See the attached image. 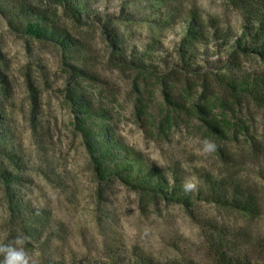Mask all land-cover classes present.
I'll return each instance as SVG.
<instances>
[{
    "label": "rangeland",
    "instance_id": "rangeland-1",
    "mask_svg": "<svg viewBox=\"0 0 264 264\" xmlns=\"http://www.w3.org/2000/svg\"><path fill=\"white\" fill-rule=\"evenodd\" d=\"M71 3L80 12L77 20L58 0H0V244L25 238L30 264L50 258L120 264L135 248L160 264L175 258L206 264L209 231L203 225L247 221L202 201L191 216L116 178L101 179L79 130V101L91 103L114 137L146 161L168 175L180 169L194 177L196 191L200 173L209 172L256 186L264 201V108L225 84L264 73V60L255 53L233 57V42L223 40L185 46L186 29L176 16L197 11L234 39L242 32L240 13L228 0ZM38 12L66 31L72 50L25 32ZM104 25L118 30L121 54ZM183 49L187 65L176 62ZM121 57L139 66H121ZM199 106L231 127L226 140L210 132ZM204 140L215 144L214 152L202 151ZM16 205L23 213L38 211V224L18 218L11 211ZM250 225L264 235V216Z\"/></svg>",
    "mask_w": 264,
    "mask_h": 264
},
{
    "label": "trees",
    "instance_id": "trees-1",
    "mask_svg": "<svg viewBox=\"0 0 264 264\" xmlns=\"http://www.w3.org/2000/svg\"><path fill=\"white\" fill-rule=\"evenodd\" d=\"M240 13L242 19V32L238 37L222 34L214 19H205L192 13H179L177 17L184 24L186 32L184 36L185 46L196 48L209 42L223 40L226 44H233L231 56H248L251 53L258 54L264 60V0H228ZM65 4L67 15L77 20L79 11L71 0H58ZM54 16H57L55 14ZM96 16H89V19ZM98 17V16H97ZM175 20V17H172ZM107 38L112 47L122 53L118 30L110 25H104ZM226 31V30H225ZM224 31V32H225ZM25 32L39 40L58 42L65 51H70L75 46L73 39L66 31L55 25V21L44 13H37V20L27 21ZM123 56V55H121ZM187 53L183 49L177 57L178 64H189L186 61ZM134 58L121 57L117 62L121 66H139ZM186 69V68H185ZM225 84L239 97L245 95L256 105L264 108V73L252 77L234 78L227 80ZM79 130L82 134L86 149L91 156L96 170L101 179H118L123 185L134 192L151 197H161L168 202L182 206L192 216L194 206L198 201L212 204L218 208L233 212L247 221L244 225H225L209 221L203 226L208 228L209 236L208 261L206 264H264V235L252 230L250 223H254L264 216V201L261 193L255 187L245 186L234 177H216L212 173H200L202 181L198 191L185 194L182 184L187 178L180 169L173 170L168 175L165 170L146 161L134 150L119 142L113 135L110 127L104 122L105 116L94 112V106L86 100L79 101ZM198 112L203 117L204 124L210 132L220 140L228 138L231 127L213 120L209 116L208 109L198 107ZM229 130V131H228ZM256 153L258 149L252 147ZM261 180L264 181V171H261ZM6 184H12L10 175L2 174ZM21 206L11 209L19 213L18 218H23L27 223L31 220L34 227L40 221L38 211L21 212ZM35 222V223H34ZM132 259L120 264H160L154 257L145 254L138 248L133 249ZM43 264H74L65 260L46 259ZM167 264H204L195 259L181 260L175 258Z\"/></svg>",
    "mask_w": 264,
    "mask_h": 264
},
{
    "label": "clouds",
    "instance_id": "clouds-1",
    "mask_svg": "<svg viewBox=\"0 0 264 264\" xmlns=\"http://www.w3.org/2000/svg\"><path fill=\"white\" fill-rule=\"evenodd\" d=\"M216 149L214 143L204 140L202 151L212 153ZM197 184L194 177L186 178L182 184V190L185 194L192 193L196 190ZM25 238L15 237L6 244H0V264H30V257L24 247Z\"/></svg>",
    "mask_w": 264,
    "mask_h": 264
}]
</instances>
